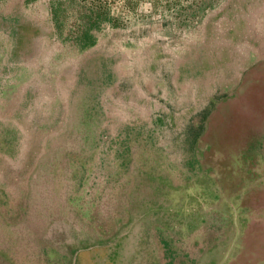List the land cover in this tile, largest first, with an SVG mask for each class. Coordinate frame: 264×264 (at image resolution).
Masks as SVG:
<instances>
[{"label":"rangeland","instance_id":"374dc122","mask_svg":"<svg viewBox=\"0 0 264 264\" xmlns=\"http://www.w3.org/2000/svg\"><path fill=\"white\" fill-rule=\"evenodd\" d=\"M134 3L0 0V264H264V0Z\"/></svg>","mask_w":264,"mask_h":264},{"label":"trees","instance_id":"16d2710c","mask_svg":"<svg viewBox=\"0 0 264 264\" xmlns=\"http://www.w3.org/2000/svg\"><path fill=\"white\" fill-rule=\"evenodd\" d=\"M87 5L81 0H52V25L55 37L62 43L71 42L80 51L94 47L105 27L119 29L120 21L112 15L119 5L122 14L136 10L134 0H97Z\"/></svg>","mask_w":264,"mask_h":264},{"label":"crops","instance_id":"0c3cea01","mask_svg":"<svg viewBox=\"0 0 264 264\" xmlns=\"http://www.w3.org/2000/svg\"><path fill=\"white\" fill-rule=\"evenodd\" d=\"M216 193L215 194H219V195H217L218 197H219V199H226L228 196H224V195H222L219 191H215Z\"/></svg>","mask_w":264,"mask_h":264}]
</instances>
